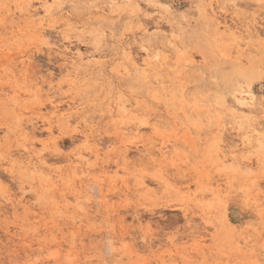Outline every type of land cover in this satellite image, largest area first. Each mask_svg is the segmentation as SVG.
Segmentation results:
<instances>
[{"label": "rangeland", "instance_id": "obj_1", "mask_svg": "<svg viewBox=\"0 0 264 264\" xmlns=\"http://www.w3.org/2000/svg\"><path fill=\"white\" fill-rule=\"evenodd\" d=\"M22 1L0 0V264H264V0Z\"/></svg>", "mask_w": 264, "mask_h": 264}, {"label": "bare ground", "instance_id": "obj_2", "mask_svg": "<svg viewBox=\"0 0 264 264\" xmlns=\"http://www.w3.org/2000/svg\"><path fill=\"white\" fill-rule=\"evenodd\" d=\"M3 1V0H2ZM24 6L25 8H26V11H30V9H31V7H32V1H30V0H24V1H22V2H20L19 4H18V6ZM18 6H15V7H18ZM16 9V8H15ZM44 12H45V16H47V18L48 19H43L42 20V27H44L45 25L47 26V27H49V28H51V27H53V25H52V23H51V21L49 20V17H50V15H51V11L48 9V8H44V10H43ZM33 12V11H32ZM31 13V12H30ZM34 13V12H33ZM32 13V14H33ZM15 13H13V15H14ZM31 14V15H32ZM35 14V13H34ZM35 16H37L36 14H35ZM33 18V17H32ZM223 20V19H222ZM1 22L3 23V18H1ZM230 22V21H229ZM218 25V24H217ZM219 25H221L223 28H224V30L226 31V32H229L232 36H236V37H239L238 35L240 34L239 32H241V30L238 28V27H236L235 26V24H233V23H230V24H228V22H226V20H224L223 21V23L222 22H220L219 23ZM262 30V29H261ZM259 32V31H258ZM263 32V31H262ZM44 33H45V31H44ZM264 34H262V36H263ZM143 48H145V47H143ZM197 59V58H196ZM137 62V61H136ZM140 64V63H139ZM141 65V64H140ZM261 65V64H260ZM141 66H143V65H141ZM145 66V65H144ZM147 66V65H146ZM138 71H140L143 75H145L147 72H148V68L147 67H144V68H142V69H137ZM239 105H240V107H243V108H255V106H256V103H255V97H254V94L252 93V91H247V92H244V97H241V99H239ZM48 108V107H47ZM50 109V108H49ZM58 113V112H57ZM57 113H54L55 114V116L53 117V118H66L65 117V115H61V116H59ZM30 129V128H29ZM133 129V128H132ZM49 131H51V129H49ZM263 131H264V125H261V124H257L255 127H253L252 129H251V131H250V133H251V136L252 137H257L258 135H260V134H262L263 133ZM84 143H88V140H87V138L84 140ZM168 147V146H167ZM163 148V147H162ZM27 152H30L29 150H27ZM149 153V152H148ZM38 159V158H37ZM31 160V159H30ZM34 160H32V161H29L28 162V164H31V165H33V162ZM41 161V160H40ZM37 162H39V161H37ZM35 163V162H34ZM36 164H38V163H36ZM40 164V163H39ZM38 164V165H39ZM30 165V166H31ZM34 168V167H33ZM38 168V167H37ZM36 168V169H37ZM44 169V168H43ZM39 170H40V168H39ZM45 170V169H44ZM245 170V169H244ZM49 171V170H48ZM51 171V170H50ZM49 173V172H48ZM212 184H214V183H212ZM88 188H92V189H96V187L95 186H88ZM94 195V194H93ZM13 202V201H12ZM14 203V202H13ZM19 204H21V202L19 203ZM87 205V204H86ZM88 206V205H87ZM17 207H18V204H14L13 205V209H17ZM84 209V208H83ZM26 213V212H25ZM28 213V212H27ZM188 220V219H187ZM107 237V236H106ZM106 239V238H105ZM53 241V240H52ZM57 241V240H56ZM105 247V246H104ZM106 250H108L109 251V249H106Z\"/></svg>", "mask_w": 264, "mask_h": 264}]
</instances>
